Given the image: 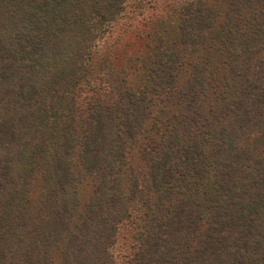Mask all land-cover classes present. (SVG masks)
<instances>
[{
	"label": "trees",
	"instance_id": "1",
	"mask_svg": "<svg viewBox=\"0 0 264 264\" xmlns=\"http://www.w3.org/2000/svg\"><path fill=\"white\" fill-rule=\"evenodd\" d=\"M124 2L0 0V264H264V0Z\"/></svg>",
	"mask_w": 264,
	"mask_h": 264
},
{
	"label": "rangeland",
	"instance_id": "2",
	"mask_svg": "<svg viewBox=\"0 0 264 264\" xmlns=\"http://www.w3.org/2000/svg\"><path fill=\"white\" fill-rule=\"evenodd\" d=\"M194 0H125L123 12L111 23L105 24L107 30L92 50V64L97 66L105 57L114 52L126 49H145L148 41L145 39L149 32H159L170 24L176 25L179 20V8ZM137 35H142L139 39ZM158 35V34H157ZM131 234L128 227L122 230V237ZM127 241L119 237L115 249V259L123 264Z\"/></svg>",
	"mask_w": 264,
	"mask_h": 264
}]
</instances>
